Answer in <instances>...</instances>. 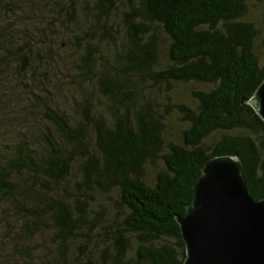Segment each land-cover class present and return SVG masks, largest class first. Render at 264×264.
I'll return each instance as SVG.
<instances>
[{"label": "trees", "instance_id": "trees-1", "mask_svg": "<svg viewBox=\"0 0 264 264\" xmlns=\"http://www.w3.org/2000/svg\"><path fill=\"white\" fill-rule=\"evenodd\" d=\"M0 1V264H183L214 156L264 198V0ZM149 83L187 98L164 112Z\"/></svg>", "mask_w": 264, "mask_h": 264}, {"label": "water", "instance_id": "water-1", "mask_svg": "<svg viewBox=\"0 0 264 264\" xmlns=\"http://www.w3.org/2000/svg\"><path fill=\"white\" fill-rule=\"evenodd\" d=\"M250 102L264 121V80ZM176 219L183 264H264V198L248 195L236 156L218 155L204 164L185 215Z\"/></svg>", "mask_w": 264, "mask_h": 264}, {"label": "rangeland", "instance_id": "rangeland-1", "mask_svg": "<svg viewBox=\"0 0 264 264\" xmlns=\"http://www.w3.org/2000/svg\"><path fill=\"white\" fill-rule=\"evenodd\" d=\"M19 17H21V14H19ZM8 19H9V17L6 16L5 14H0V22L1 23H3V24L5 23L6 24L7 22H14L13 19L7 21ZM82 21L83 20H81V17H79L77 19L76 23L74 25L72 24V28L73 29H78V28L82 27V25H83ZM43 35H45V33H43ZM43 35H40V37L43 36ZM58 35L60 36V38H64V35H62V32L58 31ZM37 42L42 44V42H40V41H37ZM145 90L149 91L151 97L152 96L155 97L156 101L158 102V107H160L161 110L166 112L164 110L163 103L166 102V96L169 95L166 92H169V91H167V89H165V85H163V84L155 85V84L149 83V86L147 88H145ZM170 92L171 93H170L169 96L172 99L176 100V101H180V100L182 101L183 99L187 98V93H186L185 86L176 84L175 86H173V88H172V90H170ZM169 110H170L169 111L170 115L172 117L166 122V126H165V136L167 138L166 140L170 139L173 142L178 143L180 141V132H181L182 126L179 125V121L177 119L178 118V114L172 113L175 110V108L171 107ZM0 131H1L0 132V141H3L2 137L3 138H7L9 136V138H7L8 141L11 139V136L9 134H6L7 132H10L11 129H7L5 127H0ZM216 136H217V134L214 135L213 137L209 138L207 140V142H206L207 145H209ZM98 197L101 198L102 196H100L99 193H97L96 194V198H98ZM104 201H105V198H103V201H102V199L101 200H95L94 203L95 204L99 203V202L103 203ZM0 232L4 233L3 229H0ZM47 249H45L44 251L47 252Z\"/></svg>", "mask_w": 264, "mask_h": 264}]
</instances>
